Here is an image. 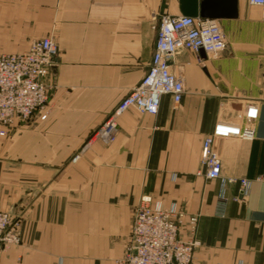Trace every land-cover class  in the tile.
<instances>
[{
	"label": "crops",
	"instance_id": "crops-1",
	"mask_svg": "<svg viewBox=\"0 0 264 264\" xmlns=\"http://www.w3.org/2000/svg\"><path fill=\"white\" fill-rule=\"evenodd\" d=\"M182 14L181 0H0V54L45 36L59 49L47 118L0 136V210L21 219L0 264H119L144 195L185 212L180 235L199 241L192 264H264V7L238 0L237 17L217 19L219 56L178 51L180 102L130 107L115 142L85 147L147 72L161 18ZM248 104L254 135L216 138L221 176L207 178L204 139L218 122L243 124Z\"/></svg>",
	"mask_w": 264,
	"mask_h": 264
},
{
	"label": "built area",
	"instance_id": "built-area-1",
	"mask_svg": "<svg viewBox=\"0 0 264 264\" xmlns=\"http://www.w3.org/2000/svg\"><path fill=\"white\" fill-rule=\"evenodd\" d=\"M253 6L264 7V0H249ZM226 33L217 19L190 15H164L159 23L154 53L150 66L136 86L123 98L106 121L89 137L85 147L100 141L112 144L120 133L119 116L130 107L143 113L156 114L164 94L172 96L175 103L185 93L184 80L172 69L180 49L190 50L200 56L203 52L213 57L226 50ZM58 44L51 36L33 40L27 51L0 54V136H7L20 121L35 114L42 120L48 116L50 95L54 84L48 80L58 55ZM243 124L218 122L211 135L202 144V163L207 178H219L222 164L214 146L216 138L254 135L249 123L258 118V107L248 104ZM79 158L76 154L73 160ZM229 182L236 181L229 178ZM248 180L241 179V191ZM185 212L176 206L165 207L151 196L141 197L135 208L133 228L125 256L119 264H192L199 241L185 240L180 235ZM198 217L190 218L194 232ZM13 221L8 212L0 210V256L5 247L18 244Z\"/></svg>",
	"mask_w": 264,
	"mask_h": 264
},
{
	"label": "water",
	"instance_id": "water-1",
	"mask_svg": "<svg viewBox=\"0 0 264 264\" xmlns=\"http://www.w3.org/2000/svg\"><path fill=\"white\" fill-rule=\"evenodd\" d=\"M181 8L184 15L212 19L235 18L238 15V0H181Z\"/></svg>",
	"mask_w": 264,
	"mask_h": 264
},
{
	"label": "rangeland",
	"instance_id": "rangeland-1",
	"mask_svg": "<svg viewBox=\"0 0 264 264\" xmlns=\"http://www.w3.org/2000/svg\"><path fill=\"white\" fill-rule=\"evenodd\" d=\"M57 57V56H56ZM56 59V58H55ZM92 134V133H91ZM91 136V135H90ZM88 140H89V138H88ZM88 140H87V142H88ZM86 142V143H87ZM74 159V158H73ZM5 212H8L10 215H11V217H12V219H13V221H15V220H17V225L16 226H14V234H16V235H18L19 236V239H20V241H19V243L21 242V230H20V225H21V222H20V218H17V217H14V215L11 213V212H9V211H5ZM134 212H135V210H134ZM134 218V217H133ZM132 228H133V223H132ZM131 234H132V232H131ZM13 245V244H12ZM12 245H9L8 247L6 246L5 247V249H4V251L5 250H7L9 247H11ZM3 251V252H4ZM0 258H1V256H0Z\"/></svg>",
	"mask_w": 264,
	"mask_h": 264
}]
</instances>
